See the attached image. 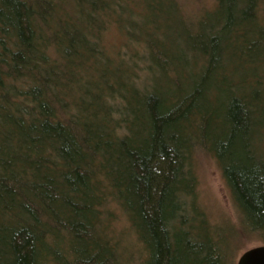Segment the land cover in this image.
<instances>
[{
	"label": "trees",
	"instance_id": "1",
	"mask_svg": "<svg viewBox=\"0 0 264 264\" xmlns=\"http://www.w3.org/2000/svg\"><path fill=\"white\" fill-rule=\"evenodd\" d=\"M199 148L264 243V0H0V264H235Z\"/></svg>",
	"mask_w": 264,
	"mask_h": 264
},
{
	"label": "rangeland",
	"instance_id": "2",
	"mask_svg": "<svg viewBox=\"0 0 264 264\" xmlns=\"http://www.w3.org/2000/svg\"><path fill=\"white\" fill-rule=\"evenodd\" d=\"M178 2L191 18L204 9H211L215 4V0H178ZM194 23L197 24V22ZM181 31L182 29L179 28L178 32ZM178 32L177 30L172 32L170 39L171 46L177 47L175 50L177 53L180 52V48L185 46V40L178 38ZM106 42L110 47L116 48L121 45L123 39L112 30L108 33ZM128 51L129 48L125 47L124 49L123 46L122 53L127 55ZM142 75H144L143 71L139 73L138 77ZM173 76H175V73ZM114 79L116 80V78ZM141 82V78L136 81L137 84ZM118 102L117 100L116 103ZM195 167L198 178L196 204L207 213L214 223L228 230L230 251L235 264H237L240 255L245 250L264 243L257 233L249 231L242 226L241 215L233 201L229 187L223 177L221 166L216 158L211 153L199 148L196 154ZM123 224L124 220L121 219L116 223V226L121 227ZM129 245L131 253L139 248L131 237H129Z\"/></svg>",
	"mask_w": 264,
	"mask_h": 264
},
{
	"label": "water",
	"instance_id": "3",
	"mask_svg": "<svg viewBox=\"0 0 264 264\" xmlns=\"http://www.w3.org/2000/svg\"><path fill=\"white\" fill-rule=\"evenodd\" d=\"M237 264H264V244L245 250L240 255Z\"/></svg>",
	"mask_w": 264,
	"mask_h": 264
}]
</instances>
